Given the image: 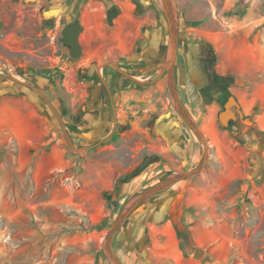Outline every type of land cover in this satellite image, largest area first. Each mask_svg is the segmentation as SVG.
Masks as SVG:
<instances>
[{
  "label": "rangeland",
  "instance_id": "rangeland-1",
  "mask_svg": "<svg viewBox=\"0 0 264 264\" xmlns=\"http://www.w3.org/2000/svg\"><path fill=\"white\" fill-rule=\"evenodd\" d=\"M138 1L103 8L91 0L76 15L67 8L50 16L51 0H0V175L10 172L0 210V264H109L102 241L124 204L201 162L205 147L168 91L127 82L109 64L139 80L160 72L161 62L141 54L158 46L141 40L149 38L143 20L150 18L153 29L159 11ZM75 20L82 23L80 43L91 42L78 59L63 42V29ZM199 35L197 43L180 35L178 90L207 133L211 158L201 174L152 198L117 231L114 248L125 264H264V107L242 106L247 88L232 76L217 79V39ZM121 38L125 49L118 47ZM92 51L97 56L91 60ZM138 53V62L124 58ZM97 69L106 82L115 75L140 95L155 91L152 98L163 111L147 119L136 112L143 134L126 133L130 115L113 133L91 136L96 117L90 113L108 111L93 105L89 86L99 82ZM14 78L42 90L73 145L83 149L70 147L48 104ZM77 83L85 90L75 96L68 86ZM231 95L239 104L233 106L237 120L225 127L219 113ZM112 105L114 115L130 111L122 101ZM160 114L177 122V138L148 124Z\"/></svg>",
  "mask_w": 264,
  "mask_h": 264
},
{
  "label": "crops",
  "instance_id": "crops-1",
  "mask_svg": "<svg viewBox=\"0 0 264 264\" xmlns=\"http://www.w3.org/2000/svg\"><path fill=\"white\" fill-rule=\"evenodd\" d=\"M100 1L101 7L103 8L128 4L127 0ZM142 1L147 2L149 6H155V8L159 11V13H157V20L153 29H150L152 23L150 21V18H146V20H143V28H149V38H144L143 41L141 39L140 40L143 43H146V41L148 43L151 41L154 44L158 43V46L153 49V53L147 50L146 52L143 51V53L141 54H151L150 60H154V63L161 62L162 65L159 68L160 72L155 73V76L151 75L147 79L141 78V80H139L136 76L130 74L131 76L139 80L134 81L123 73L119 72V70H116L120 76H123L126 79L127 82L137 83L136 85L138 87H156L154 90L158 92L161 86L166 89V72H164L163 70V62L166 56V48L169 40L168 25L159 1ZM175 1L179 14V32L181 33L180 35L182 37H186L187 40L192 41L193 43L199 42L198 40H196V36H198L199 33L202 37H207L208 39H210L209 41H212L213 43V39H217V43L215 44L217 74L224 77L232 76L234 80H237L236 82H239L240 85L243 84V87L247 88V90L250 92L249 95H246L243 98V101L239 99L242 106H249L250 108L257 106L264 107V0ZM51 3L53 5H51V7L49 8L50 16L62 14V12H64L67 8H72L73 11L71 12V15H76L77 13L81 12V10H83V6L85 5V3L90 5L91 0H51ZM70 5L72 7H69ZM92 9L95 11L101 10L98 7H93ZM121 19V16L115 19L116 24L117 22H120ZM115 27H117V25H115ZM129 35H132V32H130ZM87 44L90 46L91 42H88ZM89 46L81 44L82 54H85L87 50H89ZM118 47L121 49H125V44L123 43L122 38L119 39ZM92 52L93 53L91 54V60L97 56V52ZM135 55V58L134 54L132 57H130L131 55H127L124 56V58L126 59V61L131 60L133 63L142 60L143 55H140V53ZM125 59H123L122 61H125ZM90 63L91 62L89 61L82 67L87 68L90 66ZM123 71L125 72V70ZM97 75L99 82L92 81L93 84H90L91 86H89L91 87L90 93L93 95V105L95 108L102 107L106 108L108 111L103 114L94 112L90 113L93 114L94 117H96L95 121H93L95 126L94 130L96 131H92L91 136L95 137V135H93L94 133H104V135H107L108 133L110 134L111 132L113 133L119 126H122L121 123H124L126 121V118H129L130 115L131 117H134V119L131 121L132 127L127 129L126 133L132 136H134L136 133L143 134L144 129L141 126L143 120L141 117L147 119L148 117H151V115L163 111L157 106V100H154L152 98L154 96L155 91H147V93L145 92L140 95L129 89V83L124 81L123 83H120V78H117V76L115 75L112 76L110 78L111 80L108 82H106L101 76L99 69H97ZM176 80L177 86L179 88V70L177 68V64ZM84 83L85 82H83L82 85ZM236 88L237 87H234V89ZM68 90L76 96L79 93L80 95H82L84 93L85 88L77 83L76 85L68 86ZM179 94H181V92ZM2 101L5 102V100ZM115 101H122L124 102V104L127 103V107L128 109H130V111L127 112L122 109V112L115 115L114 113L112 114V110H114L112 102L114 103ZM185 105H187L186 102ZM189 111L191 112V110ZM136 112L141 113V117L136 116ZM162 114L150 120L148 124H151L154 131H164L166 136L168 134V137L172 136L177 138V122L168 120V117L169 119H171V115L169 116L165 114L164 116ZM111 121L112 125L109 123ZM77 127L80 128H78L79 132H88V130H83L84 125L81 127L79 124H77ZM107 130L109 131L107 132ZM147 145L149 147H153L149 143ZM5 166L7 165L2 163L1 167ZM6 169V178L4 179L2 177L4 175H0V210L5 200L4 190L9 185L7 176L10 172L8 168Z\"/></svg>",
  "mask_w": 264,
  "mask_h": 264
},
{
  "label": "water",
  "instance_id": "water-1",
  "mask_svg": "<svg viewBox=\"0 0 264 264\" xmlns=\"http://www.w3.org/2000/svg\"><path fill=\"white\" fill-rule=\"evenodd\" d=\"M158 1L163 9L168 25V32H169V40L166 48V56L163 62V70L164 72H166L165 87L166 90L168 91L169 100L172 106L174 107V109L176 110V112L179 114V116L184 120V122L189 126V128L193 131V133L197 136V138L202 142V144L205 147V153L201 162L195 168L189 171H176L166 175L155 184L139 192L137 195H135L133 198H131L124 204V206L122 207L119 214L113 221L112 225L108 229L102 241L103 253L109 264H125L115 251L114 237L117 231L131 218L134 212H136V210H138L142 205L150 201L152 198L170 189L178 182L197 177L206 168L211 158V145L208 141V136L206 135V133L201 128L196 118L189 111V109L181 99L177 86L176 64H177L180 32H179V14H178L176 1L175 0H158ZM80 29H81V23L79 21H75L63 29V42L69 48L70 56L73 59L80 58L82 54L81 44L79 42ZM109 64L113 65L117 70H119V72L131 78V80L139 81L135 77L124 72L117 65L112 63ZM3 67L9 73L8 68L5 65H3ZM14 79L34 90L48 104V106L57 116L61 128L63 130V133L70 147L78 151L83 149V148H76L73 145L71 137L65 127V123L60 113L56 110V108L52 106V104L49 102L48 98L42 92V90L28 82L21 81L17 78ZM234 105L239 107L236 97L234 95H231L229 96L228 100L225 102L224 109L219 113V122L222 126L228 127L231 121L237 120V112L233 109Z\"/></svg>",
  "mask_w": 264,
  "mask_h": 264
},
{
  "label": "trees",
  "instance_id": "trees-1",
  "mask_svg": "<svg viewBox=\"0 0 264 264\" xmlns=\"http://www.w3.org/2000/svg\"><path fill=\"white\" fill-rule=\"evenodd\" d=\"M217 77L218 80H222L225 81V77L224 76H220V75H215Z\"/></svg>",
  "mask_w": 264,
  "mask_h": 264
},
{
  "label": "bare ground",
  "instance_id": "bare-ground-1",
  "mask_svg": "<svg viewBox=\"0 0 264 264\" xmlns=\"http://www.w3.org/2000/svg\"><path fill=\"white\" fill-rule=\"evenodd\" d=\"M205 132V131H204ZM206 133V132H205ZM206 135H207V133H206Z\"/></svg>",
  "mask_w": 264,
  "mask_h": 264
},
{
  "label": "flooded vegetation",
  "instance_id": "flooded-vegetation-1",
  "mask_svg": "<svg viewBox=\"0 0 264 264\" xmlns=\"http://www.w3.org/2000/svg\"><path fill=\"white\" fill-rule=\"evenodd\" d=\"M66 127V126H65ZM69 128V127H68Z\"/></svg>",
  "mask_w": 264,
  "mask_h": 264
}]
</instances>
